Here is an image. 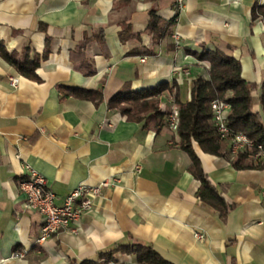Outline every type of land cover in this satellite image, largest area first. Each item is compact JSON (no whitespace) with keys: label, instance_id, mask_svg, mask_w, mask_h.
I'll return each instance as SVG.
<instances>
[{"label":"crops","instance_id":"crops-1","mask_svg":"<svg viewBox=\"0 0 264 264\" xmlns=\"http://www.w3.org/2000/svg\"><path fill=\"white\" fill-rule=\"evenodd\" d=\"M264 0H0V41L7 51L42 55L39 81L21 75L0 57V264H70L129 236L150 244L173 264H264V169H235L231 158L206 153L194 143L202 169L233 209L225 221L196 196L199 181L187 168L177 132L164 125L143 129L109 109L119 90H139L175 80L179 99H190L192 81L208 78L209 63L188 50L219 49L238 59L244 80L264 78V18L251 7ZM175 17L171 33L153 44L145 28L148 11ZM123 23L140 40L121 42ZM44 27L45 29H41ZM103 28L106 55L84 33ZM85 46L94 72L74 67ZM132 52V53H131ZM144 59V60H142ZM188 69L185 74L181 70ZM10 77L17 78L12 87ZM61 87L102 89L103 99L66 95ZM259 89L253 92L258 94ZM173 94L160 107L168 112ZM253 110L261 114L260 105ZM138 163L141 172L134 174ZM29 166L55 192L56 203L81 183L118 180L103 190L76 233L61 231L34 244L42 222L25 209L19 181ZM198 231L204 240L194 237ZM15 253H23L15 256ZM138 264L118 254L110 264Z\"/></svg>","mask_w":264,"mask_h":264},{"label":"trees","instance_id":"trees-1","mask_svg":"<svg viewBox=\"0 0 264 264\" xmlns=\"http://www.w3.org/2000/svg\"><path fill=\"white\" fill-rule=\"evenodd\" d=\"M264 18V6L255 2L251 7V21ZM175 23V17L164 20L156 14L155 9L148 11V20L145 30L151 34L153 44H158L161 39L171 33V26ZM41 29H45L41 27ZM121 42L128 39L140 40L139 34L131 32L130 24L123 23V28L118 32ZM84 41H95L99 50L106 53L103 28H97L90 33H84ZM85 46L79 45L75 53L80 56L74 67L85 75H91L94 68L85 56ZM200 61L209 63L208 78L195 77L190 88V99L183 102L179 99L177 82L164 81L155 87L139 90L123 89L114 93L107 101V107L118 111L128 121L140 123L143 129H151L158 132L166 125L167 112L160 107L159 98L163 92L173 94L174 104L178 110L179 123L177 134L179 140L177 146L185 151L190 164L188 172L199 181L196 196L201 202L216 212L225 221L234 204L228 203L219 189L213 185L201 166L200 159L194 150V143L206 153L231 158L228 143L221 140L212 122L210 102L213 99H222L229 104L227 125L231 134L242 132L254 144H261L264 151V119L261 114L253 110L255 104L260 105L264 113V78L260 85L249 82L241 76V64L238 59L226 54L219 49L201 48L200 51L188 50ZM49 53V44L46 41L42 55H29L26 47L20 53L7 51L0 41V57L11 64L21 75L39 81L36 73L37 67ZM132 53V52H131ZM66 95H72L79 99L89 100L95 104L102 101V89L68 88L61 87ZM259 89V93L253 95ZM235 169L260 168L247 153H237L230 159ZM125 254L134 257L138 264H173L164 259L150 244L129 236V241L120 242L97 253L96 259H83L71 261L70 264H110L117 262V255Z\"/></svg>","mask_w":264,"mask_h":264},{"label":"built area","instance_id":"built-area-1","mask_svg":"<svg viewBox=\"0 0 264 264\" xmlns=\"http://www.w3.org/2000/svg\"><path fill=\"white\" fill-rule=\"evenodd\" d=\"M181 2L182 0H177V5L180 6ZM181 71L185 74L188 73L187 68ZM9 82L12 87H15L17 78L10 77ZM229 109V104L225 100L213 99L210 102L212 122L219 138L227 141L230 157L233 158L237 153H247L255 164H259L264 169V151L261 144H254L242 132L231 134L227 125ZM165 119L168 129L176 132L179 117L175 105H171ZM132 172L139 174L141 172L140 164L136 163ZM117 180L115 177H108L96 184L81 183L71 189L62 202L57 204L55 192L46 184L44 177L27 166L24 177L19 181V190L24 194L23 205L25 209L37 212L42 219L39 233L34 238V244H43L52 235L61 231L76 233L81 218L93 209L96 199L102 195L103 190L112 186ZM193 235L198 240L205 239V235L201 232L195 231ZM22 255L23 253H15V256Z\"/></svg>","mask_w":264,"mask_h":264},{"label":"rangeland","instance_id":"rangeland-1","mask_svg":"<svg viewBox=\"0 0 264 264\" xmlns=\"http://www.w3.org/2000/svg\"><path fill=\"white\" fill-rule=\"evenodd\" d=\"M169 103H170V106L168 107V112L170 111V109H171V105L173 104V105H175L174 104V99L173 98H171L170 100H169ZM165 118H166V116H165ZM71 233V232H70ZM55 235V234H54ZM54 235H52L50 238H52ZM118 264H121V263H118Z\"/></svg>","mask_w":264,"mask_h":264}]
</instances>
